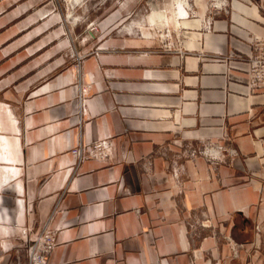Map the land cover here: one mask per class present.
I'll return each instance as SVG.
<instances>
[{
    "label": "crops",
    "instance_id": "1",
    "mask_svg": "<svg viewBox=\"0 0 264 264\" xmlns=\"http://www.w3.org/2000/svg\"><path fill=\"white\" fill-rule=\"evenodd\" d=\"M137 1L106 10L118 35L79 68L42 19L10 34L25 0L0 9V264H27L21 228L52 234L47 264H264V86L248 81L264 0H188L187 17L147 0L126 26ZM102 141L103 159L72 153Z\"/></svg>",
    "mask_w": 264,
    "mask_h": 264
},
{
    "label": "rangeland",
    "instance_id": "2",
    "mask_svg": "<svg viewBox=\"0 0 264 264\" xmlns=\"http://www.w3.org/2000/svg\"><path fill=\"white\" fill-rule=\"evenodd\" d=\"M12 0H0V9L10 4ZM129 0H25L10 13L14 14L18 9L24 6H30L29 17L24 24L18 25L11 30H20L27 23L42 19L35 26V30L48 26L46 35H54V45H60L59 56L65 64L72 63L78 66V58L93 55L99 48L98 43L104 38H110L118 35V30L111 31L107 34L100 28V22L106 15V10L110 7H121ZM147 0H138L135 7L126 13L124 24L128 26L132 22L144 21L145 15L150 11ZM156 21V20H154ZM146 22H149L146 20ZM160 22V21H159ZM150 24V22H149ZM148 24V25H149ZM152 26V38L160 42L163 50L171 46V41L167 33L166 23L163 21V27L157 29ZM19 28V29H16ZM154 34V35H153ZM138 35L142 36L140 32Z\"/></svg>",
    "mask_w": 264,
    "mask_h": 264
},
{
    "label": "built area",
    "instance_id": "3",
    "mask_svg": "<svg viewBox=\"0 0 264 264\" xmlns=\"http://www.w3.org/2000/svg\"><path fill=\"white\" fill-rule=\"evenodd\" d=\"M177 2L182 4V10L184 13L177 12L179 17H187L188 11L186 8H189L188 0H175V6ZM210 22L207 20L205 27H209ZM168 36L170 37L169 31H167ZM252 54L249 56L248 63V81L249 86L252 89L264 86V36H253L251 38ZM167 50H172L174 45L166 47ZM100 49L98 48L94 56H98ZM90 56V55H88ZM87 57V56H86ZM85 57L78 58V68L80 67L82 60ZM110 145L105 142L95 143L91 146H80L72 150L73 155L77 156L80 159H84L85 155H89L95 158L103 159L107 154ZM206 150V151H205ZM203 149L204 154L210 160H217L221 158V154L226 152V149L221 144H208L206 149ZM229 153L235 154V151L230 150ZM174 176L177 177V173L174 172ZM20 233L24 236V252L27 260V264H47V257L50 251L52 250L55 240L52 234L49 231L41 232L40 234H30L26 237L27 233H31L30 230L26 228H21Z\"/></svg>",
    "mask_w": 264,
    "mask_h": 264
},
{
    "label": "bare ground",
    "instance_id": "4",
    "mask_svg": "<svg viewBox=\"0 0 264 264\" xmlns=\"http://www.w3.org/2000/svg\"><path fill=\"white\" fill-rule=\"evenodd\" d=\"M157 20H159V19H157Z\"/></svg>",
    "mask_w": 264,
    "mask_h": 264
}]
</instances>
